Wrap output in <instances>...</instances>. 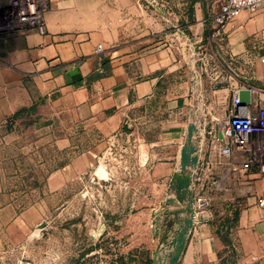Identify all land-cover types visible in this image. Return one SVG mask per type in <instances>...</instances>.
Returning a JSON list of instances; mask_svg holds the SVG:
<instances>
[{
  "label": "crops",
  "instance_id": "1",
  "mask_svg": "<svg viewBox=\"0 0 264 264\" xmlns=\"http://www.w3.org/2000/svg\"><path fill=\"white\" fill-rule=\"evenodd\" d=\"M22 3L24 0H0V143L16 145L29 157L38 156L43 177L36 188L22 191L25 195L37 192L36 200L20 203L9 184L16 172L10 175L2 166L14 159L0 156V215H8L9 226L24 234L48 212L50 196L66 197L68 186L81 181L101 151L111 149L122 137L135 140L134 134L138 135L147 148L162 149L167 144L163 142L166 132L157 135L160 141L148 142L138 128L139 122L147 121L149 111L161 108L158 102L164 103L167 89L184 65L177 57V44L155 39L174 32L191 39L205 37L221 0H191L180 14L165 16L159 0H39L43 31L20 19ZM110 36L137 38V42L111 47ZM99 45L102 50L97 52ZM214 47L225 64L241 70V85L251 88L249 110L253 112L264 100V13L242 11L228 23L224 40ZM235 86L213 92L218 96L210 107L222 105L226 115L221 127L228 118L227 98L231 99ZM221 127L206 144L196 145L199 171L195 189L212 204L228 199L239 216L229 243H225L211 224L209 210L192 233L185 258L188 264L215 261L231 247L248 255H264V207L259 205L264 196L263 175L254 167L257 163L242 168L246 153L219 154L224 144L218 135ZM81 135L87 136L90 145L73 158L65 155L52 163L40 156L43 142L53 143L66 154L80 142ZM249 147L256 156V141L252 139ZM157 156L147 154L148 177L156 183L171 178L178 163L177 156ZM226 162L233 170L240 169L241 175L223 179L219 167ZM214 179H223L222 190L213 187Z\"/></svg>",
  "mask_w": 264,
  "mask_h": 264
},
{
  "label": "rangeland",
  "instance_id": "2",
  "mask_svg": "<svg viewBox=\"0 0 264 264\" xmlns=\"http://www.w3.org/2000/svg\"><path fill=\"white\" fill-rule=\"evenodd\" d=\"M159 1L165 16L172 12L180 14L191 0ZM189 39L174 32L167 38L155 40L180 46ZM126 41L137 42V38L109 37L111 47ZM152 42L154 39L149 43ZM178 54L184 65L177 81L167 89L164 103L158 102V108H161L149 111L147 121L138 123L148 142L160 141L157 135L161 136L164 131L163 142L173 139L172 144L167 142L162 149H158L160 146L147 148V143L143 145L138 135L134 134L135 140L122 137L111 149L101 151L81 181L68 186L66 197L50 196L48 212L37 226L24 234L9 226L8 215H0V264H172L173 255L178 256V264H188L185 262L187 248L194 228L200 225L195 221L189 229L188 191L196 198V212L211 210L210 221L214 227H218L216 219L233 212L232 203L221 198L214 204L208 199L209 204L204 209L199 208L198 198L203 196H198L192 182L178 190L170 188V177L158 183L148 177L147 154H157V158L165 159L177 156L179 162L180 149L186 142L190 125L194 126L193 139L201 146L210 136L215 137L226 115L222 105L210 107L218 96L213 92L241 84V70L227 64L220 66L219 60L223 62L220 58L210 61L206 70L201 68L200 61L196 62L197 71L193 72L191 51L187 46ZM227 100L230 103L229 98ZM260 109H264V100L250 112L258 113ZM5 124L9 125L8 122ZM78 139L80 142L66 154L54 148L53 143L43 142L40 156L52 163L63 160L65 155L68 159L73 158L90 145L86 135ZM252 139L258 146V163L254 165L258 169L264 163V133L252 135L249 143ZM23 153L25 150L16 145L0 143V156L14 159L5 161L2 166L10 175L16 172L9 180L16 190L15 198L20 203H29L36 200L37 192L25 195L22 191L38 186L43 167L37 164L38 156L32 158ZM230 167L226 162L219 170L231 178L241 175L240 169ZM195 171L198 173L199 166L195 169L187 165L184 170L186 174ZM213 175L216 174L213 172ZM205 218L204 213L196 215L197 220ZM9 239L16 244H7ZM191 264H264V255H248L231 247L223 250L215 261Z\"/></svg>",
  "mask_w": 264,
  "mask_h": 264
},
{
  "label": "built area",
  "instance_id": "3",
  "mask_svg": "<svg viewBox=\"0 0 264 264\" xmlns=\"http://www.w3.org/2000/svg\"><path fill=\"white\" fill-rule=\"evenodd\" d=\"M244 10L250 13H264V0H221L219 12L212 17V26L206 36L189 39L188 43H182L180 46L174 45V47L179 51L185 50L186 46L189 51H192V47H194L196 57L201 62V68L206 70L207 64L211 60L219 58L214 46L216 44L219 45L224 40L226 26ZM18 14L22 21L30 25H37L39 30L43 31L39 0H24V3L18 7ZM180 33L182 34V32ZM96 50L100 52L102 50L101 45ZM261 60L264 62V55ZM219 65L224 67L225 63L219 60ZM243 88L251 91V88L244 87L241 84H237L232 89L229 115L221 127L224 144L219 147V154L224 157H231L235 153H246L247 158L242 165V168L246 170L252 164L258 163L257 157L250 150L249 140L254 134L264 133V109H260L258 113L251 114L249 110L250 104L247 106L241 105L238 93ZM259 169L264 178V163L260 164ZM228 177L230 175H225L223 179L228 180ZM222 180L214 179L212 181L213 187L222 190L224 187ZM208 199L210 198L200 197L198 198V203L205 201L207 206L209 204ZM259 205L264 207V196L259 200Z\"/></svg>",
  "mask_w": 264,
  "mask_h": 264
},
{
  "label": "water",
  "instance_id": "4",
  "mask_svg": "<svg viewBox=\"0 0 264 264\" xmlns=\"http://www.w3.org/2000/svg\"><path fill=\"white\" fill-rule=\"evenodd\" d=\"M191 68L193 72L197 71L196 67V54L194 47H192L191 51ZM239 102L241 105L247 106L251 102V91L247 88H243L239 90L238 93ZM194 126L190 125L186 132V142L180 149V155H179V162L177 163L178 167L177 170L173 173L171 176L169 186L170 188H176L178 190H181L185 188V186L189 185L192 182V185L195 187L197 173L196 171L192 174H189L187 172H184L185 167L187 165H192L195 169L198 167V154H197V143L193 139L194 134ZM219 138L223 139L222 131H219L218 133ZM188 205L186 206V210L189 213V219L187 221L189 225V229H192L194 222L198 221L199 223H203V220H197L196 215L199 214H206V217H208V212L202 211V212H196V198L193 196V193L191 191H188ZM206 206V202H202L198 204V207L201 209H204ZM183 247V246H182ZM172 264H178V256L173 255L171 259Z\"/></svg>",
  "mask_w": 264,
  "mask_h": 264
},
{
  "label": "trees",
  "instance_id": "5",
  "mask_svg": "<svg viewBox=\"0 0 264 264\" xmlns=\"http://www.w3.org/2000/svg\"><path fill=\"white\" fill-rule=\"evenodd\" d=\"M238 216L239 210L235 208L230 215L226 214L224 217L216 219V222H218L216 232L225 243H229V234L232 228L235 226Z\"/></svg>",
  "mask_w": 264,
  "mask_h": 264
}]
</instances>
